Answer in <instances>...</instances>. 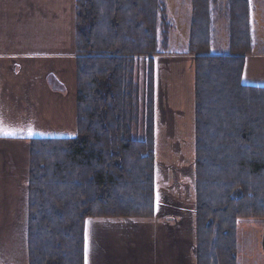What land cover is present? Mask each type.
<instances>
[{
  "label": "trees",
  "instance_id": "obj_1",
  "mask_svg": "<svg viewBox=\"0 0 264 264\" xmlns=\"http://www.w3.org/2000/svg\"><path fill=\"white\" fill-rule=\"evenodd\" d=\"M217 2L192 0L188 45L195 56L196 256L197 264H239L238 221L264 218V86L242 82L250 0H229L230 53L210 54ZM74 6L77 134L28 139L29 264H86L88 220L150 219L156 211L154 58L167 51L173 29L165 1Z\"/></svg>",
  "mask_w": 264,
  "mask_h": 264
},
{
  "label": "crops",
  "instance_id": "obj_2",
  "mask_svg": "<svg viewBox=\"0 0 264 264\" xmlns=\"http://www.w3.org/2000/svg\"><path fill=\"white\" fill-rule=\"evenodd\" d=\"M24 1L19 0L15 5L14 0H0V264H29L28 139L74 137L77 134L75 0H68L63 8L67 32L58 39L53 28L49 31L44 26L41 28L40 24L35 31L27 27L29 36L23 34L28 26L24 20ZM19 12L24 13L20 21ZM254 42L252 34L251 52L245 57L242 82L245 85L264 86V50H257ZM225 49L215 51L211 46L210 54L228 55L229 46ZM154 60L155 172L158 173L156 162L159 160L158 146L163 130L172 125L175 132L184 133V137L191 130L195 134V56L189 54L188 50H168L156 55ZM50 78L61 85V89L53 88ZM4 131L15 133V136L5 137ZM193 155L196 159V136ZM178 156V161L184 162L189 155L183 149V153H176L175 157ZM157 180L155 178L156 211L153 218H133L134 221L125 218L88 220L86 264H179L173 258L175 252L167 254L165 244L161 242L155 245L158 247L156 256L162 258V262H159L151 261L150 257L137 256L143 249L130 246V241H125L121 236L117 240L122 241L120 245L106 236L107 229L120 234L124 226L132 230L136 223L146 225L155 220L161 224V233L164 227V230L168 229L171 235L176 236V228H182L180 223L158 218ZM193 209L189 208L188 211L191 213L192 239L196 242V215ZM155 237L156 234L154 242H158ZM172 245L175 247L173 242ZM195 259L197 264L196 254Z\"/></svg>",
  "mask_w": 264,
  "mask_h": 264
},
{
  "label": "rangeland",
  "instance_id": "obj_3",
  "mask_svg": "<svg viewBox=\"0 0 264 264\" xmlns=\"http://www.w3.org/2000/svg\"><path fill=\"white\" fill-rule=\"evenodd\" d=\"M164 1L167 8V15L173 24L166 50L170 52H185L188 50L189 45L192 0ZM18 2L19 0H14L15 5ZM67 2L68 0H33V4L31 5L32 0H25L24 3L25 5L28 3V6L23 5V10H25L24 20L28 22V26L25 27L23 34L29 36L30 30L27 29V27H30V29L33 28L35 31L36 26L40 24L41 28L44 26L49 31L53 28L58 39L63 33L67 32L64 26L63 9L66 7ZM228 3L229 0H218V2L213 5L211 46L215 51L222 52L229 46ZM250 5L252 34L255 40L254 47L257 50H264V0H250ZM31 6L33 8H31ZM22 14L24 13L19 12V21L21 20L20 17ZM29 22L31 23L29 24ZM212 79H209V88H213L212 85H215ZM49 81L50 84L55 87L53 79L50 78ZM216 100L217 97H211L209 100V103L213 104L209 107L214 111ZM184 135V133H180L179 131L175 132L172 125L167 126L162 134H160L161 140L158 146L159 160L156 162V165H158V173H156V178L158 179V218H164L165 221L170 220L178 224L180 223V227L182 228H176V236L171 235L170 230H164V225L162 226L163 232L161 233V224L159 220H155L151 224L148 222L146 225L136 223L132 230L124 226L120 234L118 231H113L112 229L106 230L107 239L115 243L118 237L121 236L125 241H130V246L135 245L137 248L143 249V252L137 256L145 259L150 257L151 261L155 260L162 262V258L156 256L158 247L155 246L161 242L165 244L164 251L167 254L175 252L173 258H176L179 264H196V242L192 239L191 232L193 228L191 225V213L188 211L189 208H194L193 213L195 216L196 192L194 171L196 160L195 155H193L195 149V134L191 130L188 132V135L185 137ZM183 149H185L189 156L185 157L186 160H184V162H181L178 161L180 157H175V155L176 153H183ZM191 151L193 152L189 154ZM208 193V195H212L211 192ZM125 219L133 220V218ZM181 224H183V226H181ZM238 226L237 256L239 264H264V249L262 244L264 238V218H242L238 221ZM116 227H118V225ZM155 234V240H158V242H154ZM185 235L190 236V238H187ZM119 242L120 241H117L115 244ZM172 242L175 244V247L172 245ZM120 243H122V241ZM120 243L118 245H120ZM148 243L150 244L149 246Z\"/></svg>",
  "mask_w": 264,
  "mask_h": 264
},
{
  "label": "snow or ice",
  "instance_id": "obj_4",
  "mask_svg": "<svg viewBox=\"0 0 264 264\" xmlns=\"http://www.w3.org/2000/svg\"><path fill=\"white\" fill-rule=\"evenodd\" d=\"M3 135L5 136V137H8V136H15V133H10V132H7V131H4L3 132Z\"/></svg>",
  "mask_w": 264,
  "mask_h": 264
}]
</instances>
